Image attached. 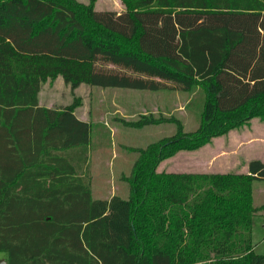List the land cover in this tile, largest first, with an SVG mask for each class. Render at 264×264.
Segmentation results:
<instances>
[{"label": "trees", "instance_id": "obj_1", "mask_svg": "<svg viewBox=\"0 0 264 264\" xmlns=\"http://www.w3.org/2000/svg\"><path fill=\"white\" fill-rule=\"evenodd\" d=\"M0 0V252L7 264H264L252 240L247 172L158 171L180 151L264 121V0ZM71 90L204 92L199 125L141 114L175 131L137 148L127 199H94L90 124L76 102L40 104L48 78Z\"/></svg>", "mask_w": 264, "mask_h": 264}, {"label": "rangeland", "instance_id": "obj_2", "mask_svg": "<svg viewBox=\"0 0 264 264\" xmlns=\"http://www.w3.org/2000/svg\"><path fill=\"white\" fill-rule=\"evenodd\" d=\"M89 3L90 0H78ZM96 10L121 12V0H95ZM204 92L199 86L190 91L134 90L100 88L80 84L71 90L62 75L42 83L39 102L44 106L64 107L76 102L74 109L80 120L90 124L88 165L83 173L90 183L92 197L110 198L118 195L127 199V177L137 158V148L170 136L175 131L171 122L134 127L128 124L141 114L173 115L184 124V131L199 125ZM264 162V121L251 119L245 126L217 137L195 151H180L161 162L158 171L166 172H247L251 159ZM253 204L264 205V180L252 182ZM252 240L257 253H264V208L253 217ZM2 260H5L2 263ZM0 264H7L0 252Z\"/></svg>", "mask_w": 264, "mask_h": 264}, {"label": "crops", "instance_id": "obj_3", "mask_svg": "<svg viewBox=\"0 0 264 264\" xmlns=\"http://www.w3.org/2000/svg\"><path fill=\"white\" fill-rule=\"evenodd\" d=\"M109 10V9H108ZM82 84H84V83H82ZM96 87V86H95ZM78 88V87H77ZM77 88H75V89H77ZM101 88V87H100ZM108 88H110V87H108ZM122 89H124V88H122ZM135 90V89H134ZM42 105V104H41ZM44 106V105H43ZM46 107H51V108H56V107H52V106H46ZM60 108V107H59ZM74 114L77 116V114L75 113V111H74ZM78 117V116H77ZM81 119V118H80ZM82 120H85V119H82ZM88 163H89V161H87V165H88ZM113 195V194H112ZM112 195H110V197L112 196ZM97 199H102V198H97ZM104 199V198H103Z\"/></svg>", "mask_w": 264, "mask_h": 264}, {"label": "water", "instance_id": "obj_4", "mask_svg": "<svg viewBox=\"0 0 264 264\" xmlns=\"http://www.w3.org/2000/svg\"><path fill=\"white\" fill-rule=\"evenodd\" d=\"M5 262V260H2V263H4Z\"/></svg>", "mask_w": 264, "mask_h": 264}]
</instances>
